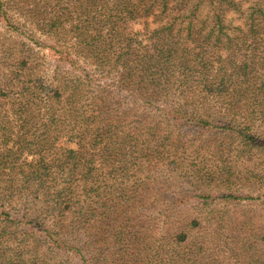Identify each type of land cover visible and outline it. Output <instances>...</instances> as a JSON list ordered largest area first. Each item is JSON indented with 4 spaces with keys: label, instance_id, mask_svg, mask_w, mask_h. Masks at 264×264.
Wrapping results in <instances>:
<instances>
[{
    "label": "trees",
    "instance_id": "1",
    "mask_svg": "<svg viewBox=\"0 0 264 264\" xmlns=\"http://www.w3.org/2000/svg\"><path fill=\"white\" fill-rule=\"evenodd\" d=\"M17 1L0 0V20L10 24ZM171 1L29 0L56 57L42 76L26 55L1 51L0 264H264V224L223 220L219 209L187 217L190 208L176 206L172 230L142 233L150 239L141 246L129 214L145 189L131 195L126 181L111 183L167 164L183 171L179 153L193 141L184 126L209 133L198 154L225 152L223 135L264 151V0H252L244 26L224 20L242 1ZM69 13L80 21L67 30ZM151 16L164 24L150 29ZM116 89L138 108L114 102ZM64 136L76 147H58ZM233 196L195 190L172 199L204 208Z\"/></svg>",
    "mask_w": 264,
    "mask_h": 264
},
{
    "label": "rangeland",
    "instance_id": "2",
    "mask_svg": "<svg viewBox=\"0 0 264 264\" xmlns=\"http://www.w3.org/2000/svg\"><path fill=\"white\" fill-rule=\"evenodd\" d=\"M64 1L68 2V0ZM237 1H242L241 10H238L236 6H231L226 10L224 20L227 24L244 26L245 15L250 12V9L247 8L251 5L252 0ZM16 3L18 4L10 2L7 9L10 14V24H7L4 20H0V58L2 57L1 51L10 49L12 50L11 54L15 57L26 55L31 65L35 68L36 74L47 75L55 65L56 53L55 48H53L56 44L55 40L49 37L43 28L42 13H30L31 6L29 0H19ZM175 5V0L170 2V6ZM200 9L199 13L203 15L208 13L209 4L203 3ZM169 13L174 14L178 12L176 10ZM71 14H67L66 17L68 19L65 21L67 30L74 29L80 21V13ZM144 20L148 21V27L152 30L164 24V20L157 21L154 19V16ZM144 20L141 23L136 22L133 25L136 31L144 29ZM67 44L70 45L71 40L67 41ZM40 80L42 81L43 79ZM106 81L112 83L113 80L107 79ZM102 82V80L98 81V83ZM117 91L116 89L112 94L114 102L138 108V102L127 104L128 100L133 99L131 96L128 99L126 93L119 92L117 94ZM140 111L141 115L148 114L142 107H140ZM155 111L150 114H154ZM182 130L186 137L189 136L190 139H193L188 144L189 152L186 149H181L179 153V156L182 155L184 158L182 159L185 164L183 171L172 170L171 167H168L169 164H167V166L152 167L150 171L139 173L138 175H133V171H131L124 176V179L113 178L111 181V183H116L115 187H119L118 185L122 180L126 181L131 195L139 187L145 189L142 201L136 207H131L134 215L131 211L129 214L131 217L136 218L133 222H129L135 233V240L141 243L150 239L149 237L146 240L143 237L140 238L142 233L147 232V236L160 238L162 233L167 234L171 231L172 225L170 222L173 219L169 220V216L173 213L172 211L176 206L190 208L188 212L184 211L191 215L187 217H195L200 210L213 214V209H219L218 215L225 216V218L222 217L223 220L227 216L238 221L252 220L255 223L253 228L258 227L260 223L264 224V151L256 150L252 147L243 148L237 140L230 142L228 140L230 136L227 135L226 137V135H223V140L221 141H224L225 152L218 153L214 157L210 155L211 153L208 150L203 149L201 154H198L194 151L200 146L199 144H206L203 140L209 136V133H203L196 127L188 126H184ZM68 138V136L61 137L57 140L56 145L58 147L60 145L70 148L76 147L74 141ZM214 138L212 137L213 141ZM215 141L221 142L220 140ZM174 165L173 163L172 167ZM217 165L220 168H217ZM190 167L196 168L195 174L186 172ZM187 177L192 180L193 185ZM195 190L198 193H207L213 196L220 194H233L234 196L230 199L216 198V204L213 203L204 208L197 205L198 201L195 198H192L188 202L180 201L178 205L173 204L172 197L175 191L180 193L182 191L193 192ZM237 196H253L257 197L258 200H239L235 198ZM114 222L118 223L117 221H113L112 223ZM73 263L81 264L78 259H74Z\"/></svg>",
    "mask_w": 264,
    "mask_h": 264
}]
</instances>
